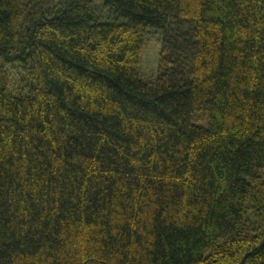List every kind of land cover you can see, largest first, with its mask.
Instances as JSON below:
<instances>
[{
	"label": "trees",
	"instance_id": "1",
	"mask_svg": "<svg viewBox=\"0 0 264 264\" xmlns=\"http://www.w3.org/2000/svg\"><path fill=\"white\" fill-rule=\"evenodd\" d=\"M104 5L0 0V264H264V0Z\"/></svg>",
	"mask_w": 264,
	"mask_h": 264
},
{
	"label": "rangeland",
	"instance_id": "2",
	"mask_svg": "<svg viewBox=\"0 0 264 264\" xmlns=\"http://www.w3.org/2000/svg\"><path fill=\"white\" fill-rule=\"evenodd\" d=\"M29 3L31 13H43L53 7L58 0H23ZM96 6L95 16L100 22L122 23L125 20L122 17H117L107 6L104 5V0H93ZM98 7V8H97ZM161 45L158 42L152 41L145 49L143 55L142 66L146 73H153L158 64ZM15 80V77H13Z\"/></svg>",
	"mask_w": 264,
	"mask_h": 264
}]
</instances>
